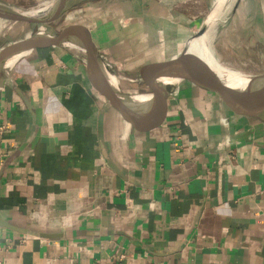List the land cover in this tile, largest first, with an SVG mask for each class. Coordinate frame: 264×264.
Wrapping results in <instances>:
<instances>
[{
  "label": "crops",
  "instance_id": "0c3cea01",
  "mask_svg": "<svg viewBox=\"0 0 264 264\" xmlns=\"http://www.w3.org/2000/svg\"><path fill=\"white\" fill-rule=\"evenodd\" d=\"M210 9L81 0L0 45L2 264H264V121L178 77L191 52L231 86L263 78L264 0L205 39L230 28L239 64L191 42Z\"/></svg>",
  "mask_w": 264,
  "mask_h": 264
},
{
  "label": "water",
  "instance_id": "95a60500",
  "mask_svg": "<svg viewBox=\"0 0 264 264\" xmlns=\"http://www.w3.org/2000/svg\"><path fill=\"white\" fill-rule=\"evenodd\" d=\"M80 1L81 0H55L53 4L49 5L48 9H43V7L40 8L43 10H40L39 12L19 9L0 1V18L8 21L26 22L40 25L39 32L25 46V49H30L38 43L42 36L43 28H48L47 24H50L59 18ZM222 1L223 3H221ZM222 1L220 0L216 2V4L211 7L209 14L206 16L198 28L195 36L191 40V42L201 41V45L206 48V51L207 47L205 45V39L211 34V32H214L220 27V25L229 20L239 2V0ZM50 36L52 44L57 45L62 43V41L52 31ZM83 45L89 53L93 52L87 43L83 42ZM208 55L210 56L209 53ZM210 57L214 60L212 56ZM215 62L219 64L217 61ZM194 70L201 72L209 79L220 84L225 89L227 95L237 103L240 113L264 121V77L253 78L255 80L249 81V83L243 88L231 86L227 83V77L225 74L222 75L209 66V64H207L204 60L198 58L197 55L188 52V56L182 63V70L178 77L182 78ZM144 82L148 87L155 90L154 88H156V86L152 79L149 77L144 78Z\"/></svg>",
  "mask_w": 264,
  "mask_h": 264
},
{
  "label": "rangeland",
  "instance_id": "374dc122",
  "mask_svg": "<svg viewBox=\"0 0 264 264\" xmlns=\"http://www.w3.org/2000/svg\"><path fill=\"white\" fill-rule=\"evenodd\" d=\"M4 3L10 4L12 6H15L19 9L28 10V11H34L38 8H43L45 5H50L55 2V0H0ZM204 2V4L208 3L212 7L214 4H216V0H201ZM215 1V2H214ZM39 25L33 24V23H26V22H16V21H8L0 18V45L4 44L7 41H11L14 39H18L22 37L26 32L31 31L34 33ZM230 29V28H229ZM222 30L219 33L221 36H217L215 38V44L210 43L208 41L207 48L209 50L216 49L223 53V57L230 62L231 64L233 62H236V64H239L238 57H234L232 55V48L233 43H237L236 37L233 35V31ZM258 68H260L261 64H255ZM255 67L254 69H256ZM260 74V72H258Z\"/></svg>",
  "mask_w": 264,
  "mask_h": 264
},
{
  "label": "built area",
  "instance_id": "2783aa9c",
  "mask_svg": "<svg viewBox=\"0 0 264 264\" xmlns=\"http://www.w3.org/2000/svg\"><path fill=\"white\" fill-rule=\"evenodd\" d=\"M2 243H3V238H2V236L0 234V264H2V253L4 251V247H3Z\"/></svg>",
  "mask_w": 264,
  "mask_h": 264
},
{
  "label": "bare ground",
  "instance_id": "6f19581e",
  "mask_svg": "<svg viewBox=\"0 0 264 264\" xmlns=\"http://www.w3.org/2000/svg\"><path fill=\"white\" fill-rule=\"evenodd\" d=\"M218 1H220V0H216V2H218ZM222 1V0H221ZM215 2V1H214ZM215 2V3H216ZM221 3H223V1L221 2ZM49 8V5H45V7L43 8V9H48ZM43 9H40V8H38V9H36V10H34L35 12H39L40 10H43ZM251 79H252V81L253 80H255V79H253L252 77H250Z\"/></svg>",
  "mask_w": 264,
  "mask_h": 264
}]
</instances>
